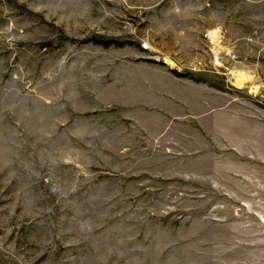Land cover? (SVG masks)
<instances>
[{
    "label": "rangeland",
    "instance_id": "1",
    "mask_svg": "<svg viewBox=\"0 0 264 264\" xmlns=\"http://www.w3.org/2000/svg\"><path fill=\"white\" fill-rule=\"evenodd\" d=\"M0 264H264V0H0Z\"/></svg>",
    "mask_w": 264,
    "mask_h": 264
},
{
    "label": "bare ground",
    "instance_id": "2",
    "mask_svg": "<svg viewBox=\"0 0 264 264\" xmlns=\"http://www.w3.org/2000/svg\"><path fill=\"white\" fill-rule=\"evenodd\" d=\"M207 36L209 38L210 43L212 44V52L214 54L215 63L219 64V61L217 59H218V54L221 50V38H222L221 31L217 27L213 28L208 31ZM164 60L170 66L176 65L175 62L167 56L164 57ZM231 73L233 76V84L236 87L242 88L248 83V77L245 73L241 71H233ZM249 91H254V89L249 88Z\"/></svg>",
    "mask_w": 264,
    "mask_h": 264
},
{
    "label": "trees",
    "instance_id": "3",
    "mask_svg": "<svg viewBox=\"0 0 264 264\" xmlns=\"http://www.w3.org/2000/svg\"><path fill=\"white\" fill-rule=\"evenodd\" d=\"M67 39V37H66ZM68 40L73 41L74 38H69ZM85 42H93L99 45H102L104 47L115 45V46H122L124 44V41H119L118 39H111V38H103V37H90L89 39L82 40L81 43ZM142 51H145L146 49L140 48Z\"/></svg>",
    "mask_w": 264,
    "mask_h": 264
},
{
    "label": "built area",
    "instance_id": "4",
    "mask_svg": "<svg viewBox=\"0 0 264 264\" xmlns=\"http://www.w3.org/2000/svg\"><path fill=\"white\" fill-rule=\"evenodd\" d=\"M141 45H143L142 49H147L148 48V45L145 44V43H141Z\"/></svg>",
    "mask_w": 264,
    "mask_h": 264
}]
</instances>
